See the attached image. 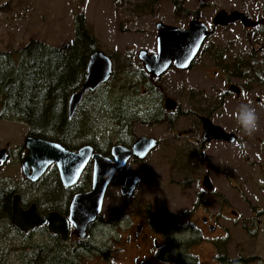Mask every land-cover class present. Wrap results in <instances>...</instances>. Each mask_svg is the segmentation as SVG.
<instances>
[{
  "label": "rangeland",
  "instance_id": "rangeland-1",
  "mask_svg": "<svg viewBox=\"0 0 264 264\" xmlns=\"http://www.w3.org/2000/svg\"><path fill=\"white\" fill-rule=\"evenodd\" d=\"M262 3L260 0H0V53H13L31 39L64 47L75 40L77 17L84 14L89 29L98 39V49L111 56L114 71L119 72L115 81L123 79L124 83L119 82V85L123 86L131 109L141 112V115L136 113L142 119L134 121L133 140L141 135L159 140L145 159L129 161L118 181L108 187L103 211L92 228L91 241L102 248L97 259L109 248L124 246L137 226L143 224L144 232H155L162 241V236L183 241V244L173 245V252L179 258L188 259L192 264H222L213 260L216 249L209 241L212 234L204 222L211 212L206 206L203 184L207 165L201 116H206L207 74L214 65L206 46L215 41L218 46L244 49L248 30L241 22L218 27L194 64L184 70L172 65L160 77L148 73L138 53L142 49L158 51V22L187 28L192 20L198 19L212 27L213 18L221 9H245L255 18L264 14ZM140 68H144L148 76L139 77ZM110 82L113 86L114 81ZM112 86L108 80L85 95L81 105L83 110L78 113L77 120L87 123V130L97 131L98 136L85 137L80 140V145L96 143L103 150H109L123 134H117L111 115L94 104L98 99L110 104L113 95L123 93L117 87L113 94ZM166 97L178 101V111L165 106ZM170 115L179 118L168 122L166 117ZM31 129L20 118L11 113L4 114L0 107V146L10 141L9 149L15 155L9 163L0 166V188L17 187L25 201L36 200L42 206L45 198L58 200L62 193L51 194L54 188L49 187V180L55 170L38 185L30 182L23 173L24 139L32 133ZM92 174L93 164H89L76 187L68 191L69 196L82 187H85L84 191L90 190ZM129 174L139 175L141 180L131 195H123L121 187ZM7 227L8 224L4 227L0 220V264L4 258L8 264H21L14 247L22 248L23 238L18 235L16 239L15 236V246L9 247ZM164 229L168 235L160 232ZM224 234L229 236L222 230L216 233L218 236ZM44 240L42 233L35 235L34 255ZM225 241L220 240L223 252L234 254L236 241L229 245V250ZM132 250L131 245L123 256L127 263L131 261ZM83 257L87 259L85 254ZM116 258L119 259L118 255Z\"/></svg>",
  "mask_w": 264,
  "mask_h": 264
},
{
  "label": "flooded vegetation",
  "instance_id": "flooded-vegetation-1",
  "mask_svg": "<svg viewBox=\"0 0 264 264\" xmlns=\"http://www.w3.org/2000/svg\"><path fill=\"white\" fill-rule=\"evenodd\" d=\"M260 2L262 3V0ZM262 7H264L263 3ZM221 10H225L228 14L239 11L254 24L246 25L243 19L238 18L228 24L215 26V15L212 27L206 23L210 33L206 36L198 55L192 62L194 64L204 46L207 45L209 37L216 32L218 27L241 22L247 28V45L244 49L218 46L215 41L206 46V48L209 47L210 58L214 65L207 74L206 116H201L202 136L206 141V177L210 179V182L206 184V206L211 212L210 215H206L204 222L207 231L212 234L209 241L216 249L213 254L215 262L264 264V14L252 18V14L245 9ZM167 98L169 97L165 99V106ZM174 100L176 107L171 110L178 111V101L175 98ZM246 108L255 109L258 117V128L251 135L246 133V129L237 116ZM204 117H206V122H209L206 138L204 137ZM178 118L170 115L166 117V121L173 122ZM157 120L159 121L160 118L158 117ZM132 143L123 144L130 147ZM10 144V141H7L0 146V153L6 156L4 162L0 160V166L6 165L15 157L9 149ZM2 150H5V153ZM242 150L243 154H241ZM110 157L113 158L112 153ZM131 160H137V158L133 157ZM51 168L55 171L49 180V184L53 186L49 187L54 188L51 194L57 192L56 194L60 195L62 193V197L58 200L52 197L45 198L41 206L36 200L25 201L18 193L17 187L3 186L0 188L16 190L9 196H4L0 191L1 207L4 205V199L5 201L7 197L9 199V204L6 201L4 210L0 208V212L6 214V221H8L6 238L7 241L10 240L9 247L15 246V236L16 239L18 235L23 238V247L20 249L18 246L14 247L17 254L14 253L20 259L21 264L34 262L33 260L39 254L43 257L44 264L45 261L46 264H192L188 259L179 258V255L173 252V245L177 242L183 244V241H178L176 237H168L169 241H165L168 238L163 236L162 241L157 233L144 232L143 224L137 226L134 235L127 238L124 246L116 248L117 253H115L116 249L109 248L107 252H101V257L98 259L96 255L102 248L93 243L91 239L93 238V225L99 219L89 224L86 238L75 233L72 223L67 239L62 234L54 232L49 221L28 231L21 230L12 218L15 194L20 195V204L24 209H28L35 203L43 217L52 212L69 217L72 199L76 193L82 191L77 189L73 195L69 196L68 191L74 189L79 182L73 186H65L56 164H52L44 175H47ZM219 230L228 232L229 236L216 235ZM160 232L164 235L169 234L165 229ZM41 233L45 240L43 245L37 248V255H34V238L36 234ZM222 239H226L224 244L227 250H229V245L236 241L234 254L228 251L223 252L220 246ZM131 245L133 249L130 252L131 261L127 263L123 256H126ZM83 254L87 256V259L83 257ZM4 262L5 258L2 264H5ZM8 263L7 260L6 264Z\"/></svg>",
  "mask_w": 264,
  "mask_h": 264
},
{
  "label": "water",
  "instance_id": "water-1",
  "mask_svg": "<svg viewBox=\"0 0 264 264\" xmlns=\"http://www.w3.org/2000/svg\"><path fill=\"white\" fill-rule=\"evenodd\" d=\"M115 1V0H114ZM238 18L243 19L246 25L254 24L241 12L235 11L228 14L225 10L219 11L215 18V26L228 24ZM159 31L157 42L158 51L149 53L142 49L138 57L143 61L144 67L153 76L160 77L174 63L177 68L187 69L198 55L206 36L210 33L209 27L204 21L194 19L189 27L181 28L175 25L158 22ZM114 66L110 55L105 51L96 50L90 57L86 77L80 88L75 91L69 101L70 116H73L78 105L88 91H94L113 75ZM166 106L174 109L176 101L167 98ZM204 121V137L209 122ZM158 144L154 136H138L132 145L126 146L115 143L111 148L113 158L96 151L92 144H86L78 150H71L58 141L49 140L40 136L29 134L24 140L26 150L22 160L25 176L37 181L52 164H56L61 179L65 186L76 184L85 168L93 160L92 187L85 192L74 195L70 216L64 217L56 212L49 213L44 217L40 215L37 205L34 203L28 209L20 204V195L15 194L13 199V222L23 231L34 229L49 221L52 230L68 238L70 223L75 226V233L85 238L88 235V226L101 214L104 206L106 192L118 171L125 169L130 159H145ZM5 153V150H2ZM0 160L4 162L6 156L0 153ZM204 176L203 184L209 181ZM140 181V176L129 174L121 187L123 195L132 194ZM206 221V218L204 219Z\"/></svg>",
  "mask_w": 264,
  "mask_h": 264
},
{
  "label": "trees",
  "instance_id": "trees-1",
  "mask_svg": "<svg viewBox=\"0 0 264 264\" xmlns=\"http://www.w3.org/2000/svg\"><path fill=\"white\" fill-rule=\"evenodd\" d=\"M75 40L64 46L54 47L41 40L31 39L27 45L19 50L0 53V107L4 114L20 118L31 126L32 134L59 141L66 147L76 150L82 147L80 140L85 137L96 138L97 131L87 130V123H79L78 113L82 111V101L76 112L70 117L69 101L71 95L77 91L85 80L90 56L99 47L97 37L91 32L87 25L84 14H79L76 24ZM15 55V56H14ZM119 74L116 70L109 84L114 88L119 87L123 93L113 95L109 101L111 106L104 100L98 99L95 107L109 113L113 125L118 133L122 134L117 138L120 143L130 145L134 140V121L141 120L140 111L132 110L127 96H125L123 82L115 81ZM139 77L148 76L144 68L137 73ZM152 80V79H151ZM9 110V111H8ZM133 115H136L134 118ZM98 136V135H97ZM86 142V141H85ZM97 151L111 156V151L103 150L96 143L93 144ZM55 170H49V173ZM116 176L117 182L120 175ZM48 173V174H49ZM41 177L35 184H41L44 177ZM85 187H82L84 191ZM4 196L14 194L16 190L0 189ZM19 193V189L17 190ZM8 197L6 199L9 204ZM4 199V210L6 205ZM5 213L0 212V220L8 221ZM7 230V229H6ZM5 259V264H6ZM30 264H44L43 257L39 255Z\"/></svg>",
  "mask_w": 264,
  "mask_h": 264
},
{
  "label": "clouds",
  "instance_id": "clouds-1",
  "mask_svg": "<svg viewBox=\"0 0 264 264\" xmlns=\"http://www.w3.org/2000/svg\"><path fill=\"white\" fill-rule=\"evenodd\" d=\"M237 116L240 122L243 124L244 128L246 129L247 134L251 135L257 130L258 117L255 113V109L246 108L242 110L241 113H238ZM241 154H243V150L241 151Z\"/></svg>",
  "mask_w": 264,
  "mask_h": 264
},
{
  "label": "bare ground",
  "instance_id": "bare-ground-1",
  "mask_svg": "<svg viewBox=\"0 0 264 264\" xmlns=\"http://www.w3.org/2000/svg\"><path fill=\"white\" fill-rule=\"evenodd\" d=\"M103 208H104V206H103Z\"/></svg>",
  "mask_w": 264,
  "mask_h": 264
}]
</instances>
